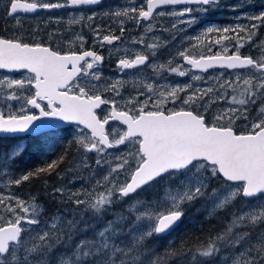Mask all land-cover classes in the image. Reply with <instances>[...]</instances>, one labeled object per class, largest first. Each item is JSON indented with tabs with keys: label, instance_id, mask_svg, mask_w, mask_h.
Masks as SVG:
<instances>
[{
	"label": "snow or ice",
	"instance_id": "1",
	"mask_svg": "<svg viewBox=\"0 0 264 264\" xmlns=\"http://www.w3.org/2000/svg\"><path fill=\"white\" fill-rule=\"evenodd\" d=\"M103 2L6 0L4 19L20 25L19 13ZM243 6L226 5L237 13ZM220 7V0H130L102 13L116 18L120 35L88 23L95 12L86 18L69 12L67 29L49 31L47 39H38L36 29L25 39L22 26L0 35V70L21 73L0 77V134L17 138L0 145V264H264V40L257 39L264 8L247 15V24L207 27L188 38L196 43L162 63L152 59L164 43L156 37L131 38L139 49L117 45L126 21L147 33L156 17H188L179 23L191 26L193 13ZM82 22L92 36L87 47V38L73 28ZM211 33L218 35L206 52L192 51ZM224 41H232L231 54ZM97 44L113 46L107 58ZM245 46L257 54L242 55ZM113 54L122 78L104 74ZM214 68L229 71L199 74ZM171 75L200 83L170 82ZM57 131L71 133L64 151L19 171L28 150L23 135ZM42 177L43 196L55 208L51 215L41 194L16 191ZM149 191L154 197L141 198ZM198 200L209 215L223 213L219 229L163 254L152 248L150 240L173 229L185 206Z\"/></svg>",
	"mask_w": 264,
	"mask_h": 264
},
{
	"label": "trees",
	"instance_id": "2",
	"mask_svg": "<svg viewBox=\"0 0 264 264\" xmlns=\"http://www.w3.org/2000/svg\"><path fill=\"white\" fill-rule=\"evenodd\" d=\"M221 1V0H220ZM6 0H0V35H11L15 33L16 29L20 26L21 33L24 28L25 23H32L31 29H36L37 33L40 31L42 32L46 26H48L51 21L48 20L46 22V13L44 11L39 12L33 17H25V16H18L20 25H16V22L12 20V18H8V22L5 23L4 19V5ZM112 4H119V0H111ZM221 11L222 14H227L224 10L227 9L226 5H231L228 1L224 0L221 2ZM257 6L253 5V10H256ZM53 16H58L56 11L52 12ZM216 9H213L208 16H215ZM111 19H116L115 17H111ZM212 21L208 19L204 22L207 23ZM224 20H218V22H223ZM35 26V27H34ZM38 39H46L40 37V33L37 35ZM25 39H31V36H26ZM71 138L70 131H57L55 133H48L46 135H41V137H26L27 142L24 143L27 146V152L25 154L24 159L18 163L19 171H27L31 168L41 165L44 160L46 159H55L57 156L60 155L61 152L64 151L65 146L67 145L68 139ZM17 139H0V145L4 147H9L12 144L16 143ZM72 149H75L73 146L70 148V152ZM76 150V149H75ZM72 154V153H71ZM73 155V154H72ZM48 180L55 182V177L50 176L46 177ZM44 178L33 179L30 182H27L23 185L20 189L16 190L20 194L26 195L29 191L34 193L41 194L42 201L44 203L45 209L48 211L49 215H51L55 208L52 207L51 202L47 200L46 197L43 196L44 187L42 185V180ZM0 184H3L0 181ZM216 185H213L215 187ZM4 184L0 186L3 188ZM155 192L149 191L144 193L141 198H149L151 199L154 197ZM160 195H163L161 192ZM115 211H120V206L117 205L115 207ZM208 211L205 210V202L202 200H198L191 205L185 206V216L182 218L179 226L175 228L170 234L164 237H153L150 240V245L154 248L157 252L163 254L164 250L171 247H179L182 243H186L187 245L191 246L194 244L198 239H204L210 233L215 232L220 227L219 216H222L223 213H219L218 215H209ZM106 219L112 218L111 213L107 214ZM47 219V217H45Z\"/></svg>",
	"mask_w": 264,
	"mask_h": 264
},
{
	"label": "flooded vegetation",
	"instance_id": "3",
	"mask_svg": "<svg viewBox=\"0 0 264 264\" xmlns=\"http://www.w3.org/2000/svg\"><path fill=\"white\" fill-rule=\"evenodd\" d=\"M138 2H139V0H138ZM125 5H128V4H125ZM125 5L124 4H112L111 0H104L103 4L98 5L96 8L76 9V10H56L57 14H59L58 16H56V15L53 16L52 13L47 12L46 13V22L48 20H50L51 23L48 26H46L42 32L41 31L39 32L40 37L47 39V33L49 31H53L56 29H60L63 31L65 29H67L68 25L66 22L70 18L69 12H71L74 16H77V17L83 15L85 18L88 15H91V14H93V12H95L96 13L95 20L88 22V23H91L93 26L101 25L102 31H107L109 28H111V30L114 32V34L120 35L119 25L116 23H112L111 17L110 16H103L102 13L105 11L117 10L118 8L125 6ZM183 7H184L183 5L175 6V8L177 10L182 9ZM191 7L195 8L196 6L193 5ZM205 15L206 14H202V13H201V15L195 14L194 16L196 17V22H198V23H194L191 26H189L186 23H183V24L179 23V21H176V20H168V19H164L162 17H156L155 21H153V25H154L153 29L147 33H145V31L142 27H136V26H134V24L132 22L126 21L125 24L123 25L126 29V31L123 34V42H117V45L121 48V50H123L125 48L139 49L140 48L139 45H134V44L130 43L131 38L137 37L140 35H145L146 38L149 40V42H151V38L156 37L159 39V41L164 42V43H163V46L157 50L156 56L152 59L154 62H157V63L165 62L170 57H172L175 54V52L178 51L180 48H182L188 44H191V43H196V41L194 39L189 40L188 39L189 37H196V36L201 35V33L206 31L207 27H209V26H221V25H223V23H204L207 20V16H205ZM187 18L188 17H185V19H187ZM173 23L176 24L175 29L172 28ZM31 25H32V23H25L24 28L22 30V34L29 36L28 33H31L33 30V29H31ZM73 28L75 29L76 32H80L81 34H83L87 38L89 43H88V45H86V47L92 44V36L90 33V29L88 27L84 26V22H82L81 25H74ZM165 29H167V30H165ZM39 33H37V35ZM64 34L70 35V33H64ZM173 35H175V39H172ZM257 39L258 40H264V38H257ZM210 40H213L212 36H211ZM55 43L60 44L61 41L57 40V41H55ZM207 45H208V37L204 40V44L200 48L194 49L192 51L196 52L197 54L201 51L206 52V46ZM110 47H113V46L105 45L103 49H100L98 44L95 45V49L102 52V54L105 55L106 58L109 55L108 54V48H110ZM214 50H216V49H214ZM229 54H231V50H230ZM241 54L242 55H247V54L256 55L257 50L253 49L250 52L249 48L246 46L245 48L241 49ZM115 62H116V54H113L111 59H106V63L103 67L104 74L107 77L122 78L118 75V73L114 69ZM136 71L137 70H130V72H136ZM228 71L229 70H225V69H212V70H209V72H207V73H199V74L206 77L210 74H212V75H218L220 73L227 74ZM144 72L148 76L152 75V70L150 68L145 67ZM0 75H6V74L0 73ZM190 75H191V73H190ZM7 76L18 78L21 76V73H17V74H13V75H7ZM126 78L131 79L132 77L129 76ZM168 81L174 82V83L191 82V81H189L188 77L181 78V77H178L175 75L168 76ZM162 82H165V81H162ZM191 83H197V82H191ZM198 83H200V82H198ZM127 90H129V89H125V91H127ZM113 123H115V122H113ZM26 137H30V136H23V143L27 142ZM36 137H41V135L36 136ZM0 139L1 140H3V139L8 140V139H17V138H0ZM71 153L73 155H75L76 150L72 149Z\"/></svg>",
	"mask_w": 264,
	"mask_h": 264
},
{
	"label": "rangeland",
	"instance_id": "4",
	"mask_svg": "<svg viewBox=\"0 0 264 264\" xmlns=\"http://www.w3.org/2000/svg\"><path fill=\"white\" fill-rule=\"evenodd\" d=\"M119 1H120L119 4H124V5L130 3V0H119ZM223 1L224 0H221L220 2H223ZM226 1H228V3H231V5L241 3L244 6L238 10V13L233 12L228 7L226 10L223 9V11H225L227 14H222L221 11H219V9L216 8V15L215 16H208L209 13H211L213 11V9H210L209 12L205 16H207L208 19H211L212 21H209L207 23H223V25H221V26H215L218 28L233 27L237 24H241V25L247 24V23H249V21L246 18L247 15L259 14V12L262 10V8H264V0H226ZM132 2L137 3L138 0H132ZM253 5L257 6L256 10H253ZM125 6H127V5H125ZM220 9H221V7H220ZM195 14L201 15V13H198V12L193 13V15H195ZM237 14L240 15V19L236 18ZM162 18L168 19V20H176V21H180L181 19H185V17H175V16H170V15L162 16ZM218 20H224V21L218 22ZM196 23H198V22H196ZM216 35H217V33H211L208 36V42H209L211 36L213 37V41H214V38L216 37ZM229 35H231V33H229ZM257 38H264V27L260 28L258 35H257ZM224 43L230 46L231 51H234V49L231 48L232 41H224ZM211 46L214 49H216L217 51L220 50L219 45H215L213 43V45H211ZM2 76H7V75H0V77H2ZM79 184H80V182L78 181L76 186H79ZM2 185L3 184H0V186H2ZM70 187H75V186L70 185Z\"/></svg>",
	"mask_w": 264,
	"mask_h": 264
},
{
	"label": "water",
	"instance_id": "5",
	"mask_svg": "<svg viewBox=\"0 0 264 264\" xmlns=\"http://www.w3.org/2000/svg\"><path fill=\"white\" fill-rule=\"evenodd\" d=\"M97 6H98V5H96V6H83V7L80 8V9L96 8ZM38 13H39V12H38ZM38 13H28V14H25V13H19V14H17V15H18V16H28V17H32V16H35V15L38 14ZM214 69H220V68H214ZM210 70H212V69H210ZM0 73H4V74H8V75L17 74V73H10V72H7V70H0ZM23 136H33V137H36L35 135H30V134H24ZM0 138H15V137L0 134ZM180 222H181V221H180ZM180 222H178V224H177L176 226H174V228L177 227V226L180 224ZM174 228H173V229H174ZM173 229L169 230L168 233L161 234V235L158 236V237H164V236L168 235Z\"/></svg>",
	"mask_w": 264,
	"mask_h": 264
},
{
	"label": "bare ground",
	"instance_id": "6",
	"mask_svg": "<svg viewBox=\"0 0 264 264\" xmlns=\"http://www.w3.org/2000/svg\"><path fill=\"white\" fill-rule=\"evenodd\" d=\"M178 226H179V225H178ZM178 226H177V227H178ZM177 227H175V228H177ZM175 228H174V229H175ZM174 229H173V230H174ZM173 230H172V231H173ZM172 231H171V232H172ZM171 232H170V233H171ZM170 233H169V234H170Z\"/></svg>",
	"mask_w": 264,
	"mask_h": 264
}]
</instances>
